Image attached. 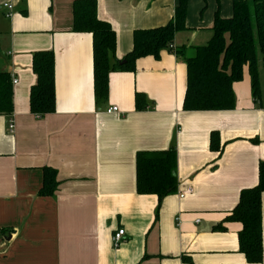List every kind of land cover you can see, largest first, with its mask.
I'll use <instances>...</instances> for the list:
<instances>
[{
  "label": "crops",
  "instance_id": "obj_1",
  "mask_svg": "<svg viewBox=\"0 0 264 264\" xmlns=\"http://www.w3.org/2000/svg\"><path fill=\"white\" fill-rule=\"evenodd\" d=\"M75 1L0 0V72L17 80L14 133L11 116L0 115V264H252L239 251L241 224L224 221L241 191L258 183L264 161V60L262 100L253 98L246 67L232 110L185 111L187 65L169 50L140 58L136 71L112 72L108 98L96 102L93 36L73 30ZM177 4L98 0L99 18L116 31V59L133 49L136 29L166 25ZM216 12L231 17L233 1L189 0L187 30L174 45L207 44ZM38 51L55 55L56 111L44 116L30 109ZM137 92L147 99L143 110ZM114 105L121 113L107 112ZM213 131L221 152L211 150ZM173 146L178 189L157 219L158 198L137 193L136 155ZM45 167L59 181L48 197L39 195Z\"/></svg>",
  "mask_w": 264,
  "mask_h": 264
},
{
  "label": "trees",
  "instance_id": "obj_2",
  "mask_svg": "<svg viewBox=\"0 0 264 264\" xmlns=\"http://www.w3.org/2000/svg\"><path fill=\"white\" fill-rule=\"evenodd\" d=\"M233 15L222 17L216 12L213 35L201 46L174 45L177 32L187 30L189 0H178L174 17L163 26L136 29L133 49L116 59L117 35L111 23L98 16V0H77L74 3L75 32L93 36L94 94L96 102L109 96V77L114 71H136L140 58H160L169 50L182 57L187 65V89L183 101L185 111L232 110L236 106L234 84L243 80L247 67L251 76L255 101L262 100L259 53L264 60V0H232ZM124 62V63H123ZM33 71L37 82L31 88L30 109L44 116L56 111L55 55L53 51H38L33 56ZM137 110L146 107L143 93L135 96ZM14 111L11 74L0 72V115ZM257 142L258 140H253ZM211 150L221 152L220 134L211 133ZM43 185L39 195L53 196L59 187L57 171L43 168ZM137 193L158 198V211L163 199L178 189L177 150H143L136 155ZM264 161L259 163L258 183L240 193L239 202L224 222H238L239 251L246 260L258 264L264 258L263 237ZM224 222L215 228H225ZM186 260V258H184Z\"/></svg>",
  "mask_w": 264,
  "mask_h": 264
},
{
  "label": "built area",
  "instance_id": "obj_3",
  "mask_svg": "<svg viewBox=\"0 0 264 264\" xmlns=\"http://www.w3.org/2000/svg\"><path fill=\"white\" fill-rule=\"evenodd\" d=\"M5 6L9 7L10 9L13 8L12 5L10 4H5ZM13 83H17L16 78L13 77ZM110 114H117V113H121V110L118 106L114 105L111 108H109V110L107 111ZM15 121L14 118L11 116L10 120H9V124H8V129L10 133H14L15 131ZM193 192L192 188H188L185 191L180 193V198H184L185 196H187L188 194H191ZM124 234H125V230L124 229H119L118 232H116L113 236V243L114 245L117 247L120 245V243L122 242V240L124 239Z\"/></svg>",
  "mask_w": 264,
  "mask_h": 264
},
{
  "label": "rangeland",
  "instance_id": "obj_4",
  "mask_svg": "<svg viewBox=\"0 0 264 264\" xmlns=\"http://www.w3.org/2000/svg\"><path fill=\"white\" fill-rule=\"evenodd\" d=\"M259 60L263 61V56L261 53H259Z\"/></svg>",
  "mask_w": 264,
  "mask_h": 264
},
{
  "label": "water",
  "instance_id": "obj_5",
  "mask_svg": "<svg viewBox=\"0 0 264 264\" xmlns=\"http://www.w3.org/2000/svg\"><path fill=\"white\" fill-rule=\"evenodd\" d=\"M124 63V62H123Z\"/></svg>",
  "mask_w": 264,
  "mask_h": 264
}]
</instances>
